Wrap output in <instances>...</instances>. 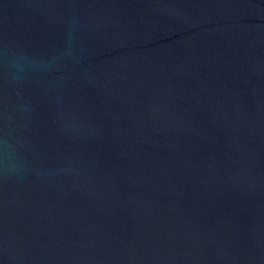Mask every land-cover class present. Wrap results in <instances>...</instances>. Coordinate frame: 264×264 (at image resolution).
<instances>
[{
    "label": "water",
    "instance_id": "95a60500",
    "mask_svg": "<svg viewBox=\"0 0 264 264\" xmlns=\"http://www.w3.org/2000/svg\"><path fill=\"white\" fill-rule=\"evenodd\" d=\"M0 264H264V0H0Z\"/></svg>",
    "mask_w": 264,
    "mask_h": 264
}]
</instances>
